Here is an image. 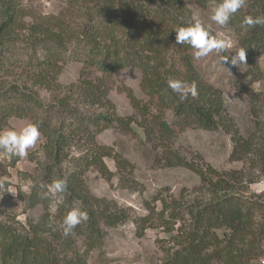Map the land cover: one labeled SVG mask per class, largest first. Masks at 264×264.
Listing matches in <instances>:
<instances>
[{"label": "trees", "instance_id": "1", "mask_svg": "<svg viewBox=\"0 0 264 264\" xmlns=\"http://www.w3.org/2000/svg\"><path fill=\"white\" fill-rule=\"evenodd\" d=\"M69 1L73 6L79 5V15L84 22L81 20L77 29L66 15L47 16L48 25L34 23L28 26V35L34 40L27 43L34 48L40 47L44 55L34 57L33 69L23 73L38 86L59 90L61 85L57 75L66 62L65 52L73 43L79 44L80 59L89 71L88 75L98 71L101 76L93 73L91 78L82 73L84 77L80 79L78 92L74 86L65 89L64 95H58L48 108L44 107L36 89L19 91V87L13 85L12 92L16 94L6 96L10 91H5L0 95V127L13 115L34 116V123L39 124L46 141L43 144L45 157L39 162L40 173L33 178L35 183L30 192L21 193L28 209L42 203L46 209L43 214L22 223L14 218L0 221V264H88L77 245L79 237L85 236L88 252L103 242L104 225L114 227L129 220L126 208L95 195L85 179L86 172L94 167L107 180L117 175L122 187L132 188L138 184L125 174L128 160L110 146L94 141V130L100 131L104 125L116 123L124 130H133V117L124 122L123 117L113 113V105L107 99V79L127 65L134 64L141 69V86L151 97L157 112L152 113L148 104H143L129 92L131 102L142 119L157 124L163 138L174 136V131L162 118L166 109H172L179 120L184 121L183 126L223 129L230 133L234 143L230 158L243 160L250 156L254 167L260 168L264 175V141L257 142L254 136L246 138L241 134L236 120L227 113L222 91L202 77L194 65L192 48L176 43L175 29L195 22L187 0ZM194 1L200 6L211 1L222 2ZM0 2L4 3L3 19L0 20L2 56L5 44L12 41L11 34L18 26L20 4L18 0ZM246 4L247 8L240 9L227 26L234 27L240 34L239 47L246 50V76L254 74L257 77L258 73L262 74L258 61L264 55V26L242 29L241 23L247 16L264 15V0H246ZM175 49L179 50L183 71L178 69L177 62L166 56V52ZM2 59L0 57V70L4 67ZM4 68L8 72V68ZM169 79H179L188 85L195 83L197 95H189L182 101L168 87ZM25 85L28 84L25 82ZM257 97L254 94V99ZM88 105L96 108L82 111ZM33 108L47 109L46 116L31 113ZM54 115L60 118L56 126L52 124ZM150 130L147 129L149 137ZM75 133L89 135L91 143L79 157L70 154ZM159 146L157 143L155 147ZM160 155L167 166H185L201 179L195 197L184 194L179 198L167 197L159 190L152 196L151 206H147L148 213L134 218L143 232L159 227L168 234L162 264H255L264 246V191L246 195L247 188L243 183L246 179L247 183L255 182L254 173L244 168L219 171L209 164L187 160L169 145L164 146ZM105 157L115 161L117 173L110 170ZM68 159L73 163L71 168L63 165ZM55 179L66 180L67 190L58 210L51 212L50 200L43 193ZM153 202L162 203L160 209L152 205ZM77 206L87 211L88 221L78 225L68 236L63 235L62 229L54 231L63 217Z\"/></svg>", "mask_w": 264, "mask_h": 264}, {"label": "rangeland", "instance_id": "2", "mask_svg": "<svg viewBox=\"0 0 264 264\" xmlns=\"http://www.w3.org/2000/svg\"><path fill=\"white\" fill-rule=\"evenodd\" d=\"M20 14L18 26L14 28L12 41L6 43L3 49L2 65L8 68L5 72L3 67L0 70V95L2 92L10 91L6 96L16 94L13 87L17 85L19 91L36 89L44 107L53 103L58 95H64L65 89L74 86L75 91L79 90V82L84 76H101L100 72L94 71L88 75L85 64L80 59L79 44H71L69 51L65 52L66 62L60 69L57 80L61 85L59 90L38 86L32 80H28L23 72L33 69L34 57H43L44 51L40 47H32L27 42L34 40L29 37L30 25L44 23L47 16H68L67 19L74 22L75 28H79V22L83 20L79 15V5H71L69 0H18ZM3 2H0V20L2 21ZM188 7L192 10L193 19L209 25L213 34L219 33L231 42V49L222 53L229 57L228 61H222V56L215 53L201 59H196L194 50H191L193 63L209 83L222 91L224 105L227 113L234 117L238 128L243 136L249 138L254 136V141H264V55L260 56L258 64L262 74L254 77L246 76L247 66L244 63L233 65L231 63L235 52L240 50L239 32L234 27H221L213 22L210 17L213 9L219 4L215 1L208 2L206 6H200L194 0H187ZM244 8H247L245 4ZM81 21V23H82ZM23 25L22 27H20ZM29 26V27H28ZM28 27V28H27ZM179 50H170L166 56L171 61L177 62L178 69H184L180 64ZM179 60V61H178ZM1 62V61H0ZM35 71L38 73L36 67ZM142 71L136 65H127L121 68L107 79L108 98L111 101L113 113L123 117L124 122L133 117V130H124L120 125L113 123L96 131L94 141L98 145L110 146L124 159L125 174L138 183L136 186L122 187L121 180L117 175L112 180L105 179L94 167L89 168L85 179L90 190L97 196L117 202L127 209L130 214L129 220L114 227L102 225L105 237L100 246H96L87 252L85 236L78 239L79 250L85 254L88 264H162L165 257L164 247L168 246V234L162 228H149L143 232L140 225L134 222L136 216L148 213L147 206H151L152 196L159 190H163L164 196L173 195L175 198L185 196L195 197L196 188L200 186V176L193 170L182 166H167L161 159V153L165 145L177 150L187 160H194L198 163L209 164L219 171L240 170L254 173L255 182L244 185L250 195L252 192L261 193L264 191V175L260 168L254 167L250 156L243 160H233L230 155L233 151V140L231 134L223 129L207 130L200 127L183 126V120L172 109H166L163 119L168 122L174 131L172 138H167L158 131L154 121L142 119L139 111L133 106L129 97L132 92L143 101V104L150 106L151 112L156 113L157 109L151 97L147 95L141 86ZM25 82L28 85H25ZM14 85V86H13ZM28 88H24V87ZM16 87V86H15ZM254 94L258 95L254 99ZM4 103V101H3ZM96 107L88 105L84 112L92 111ZM89 109V110H87ZM97 110V109H95ZM37 111V112H36ZM31 113L38 116H46L47 109L36 108ZM37 116V117H38ZM152 116L149 115L150 118ZM68 120V119H67ZM34 116H16L8 118V123L0 127V131L6 129L19 130L28 123H34ZM59 116H52V124L58 125ZM70 121V119L68 120ZM150 130V137L147 134ZM76 137L70 154L79 157L90 148L89 135L75 133ZM263 139V140H262ZM45 137L42 133L36 145L28 150L25 157L9 156L0 150V221L14 218L25 222L27 218L36 217L44 213L45 204L37 205L34 208H27V203L21 193H29L34 185V177L40 173L39 162L44 160L43 144ZM159 143V148L155 147ZM105 162L111 171L116 172V163L110 157H105ZM65 168H71L73 163L70 159L64 162ZM245 174H248L244 172ZM243 173V174H244ZM250 175V174H248ZM262 175V176H261ZM251 176V177H254ZM246 176L243 178L245 179ZM124 182V181H123ZM125 183V182H124ZM242 183V184H243ZM241 184V185H242ZM250 185V186H248ZM11 189V193L9 192ZM12 193H15L12 194ZM149 203V204H148ZM162 203L153 202L152 205L159 209ZM78 207V206H77ZM50 209V207H49ZM259 216V215H258ZM166 240V241H165Z\"/></svg>", "mask_w": 264, "mask_h": 264}, {"label": "clouds", "instance_id": "3", "mask_svg": "<svg viewBox=\"0 0 264 264\" xmlns=\"http://www.w3.org/2000/svg\"><path fill=\"white\" fill-rule=\"evenodd\" d=\"M246 4V0H222V2L213 9L210 19L215 24L224 27L227 26L232 17L242 9ZM264 26V15L247 16L241 23L242 29L254 28L256 26ZM176 43L187 44L194 50L196 59L209 56L212 53L222 56V61H228L227 55L222 53L231 49V42L221 34H213L211 27L200 21H195L186 27H178L175 29ZM246 62V50L240 49L235 52L231 59V63ZM168 87L176 93L183 101L189 95L195 97L197 95V86L195 83L188 85L179 79H169ZM41 136L40 126L38 123H28L19 130L6 129L0 131V150L9 156L23 158L27 155L28 150L34 147ZM67 190V182L63 179H55L47 186V190L43 193L45 198L50 200V211L56 212L58 207L64 201V193ZM11 193V189H9ZM15 195V193H12ZM89 215L87 211L78 207H73L64 217L62 222L53 228V230L62 229L63 235L68 236L78 225L88 221Z\"/></svg>", "mask_w": 264, "mask_h": 264}, {"label": "built area", "instance_id": "4", "mask_svg": "<svg viewBox=\"0 0 264 264\" xmlns=\"http://www.w3.org/2000/svg\"><path fill=\"white\" fill-rule=\"evenodd\" d=\"M255 264H264V246H263L259 256L256 258Z\"/></svg>", "mask_w": 264, "mask_h": 264}]
</instances>
